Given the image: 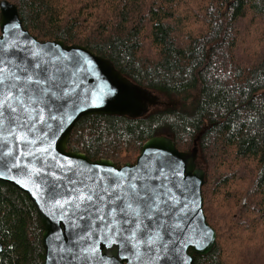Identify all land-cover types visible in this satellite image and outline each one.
Returning a JSON list of instances; mask_svg holds the SVG:
<instances>
[{
    "label": "trees",
    "instance_id": "1",
    "mask_svg": "<svg viewBox=\"0 0 264 264\" xmlns=\"http://www.w3.org/2000/svg\"><path fill=\"white\" fill-rule=\"evenodd\" d=\"M6 1L38 41L82 45L173 102L140 118L82 116L67 147L119 167L152 136L181 151L198 136L216 240L193 264H264V0ZM41 235L28 195L0 181V264H43Z\"/></svg>",
    "mask_w": 264,
    "mask_h": 264
},
{
    "label": "water",
    "instance_id": "2",
    "mask_svg": "<svg viewBox=\"0 0 264 264\" xmlns=\"http://www.w3.org/2000/svg\"><path fill=\"white\" fill-rule=\"evenodd\" d=\"M0 72L17 86L0 94V181L34 203L43 264H193L213 249L198 136L187 152L169 134L152 136L119 167L67 147L80 117H143L158 106L155 91L82 45L38 41L6 0Z\"/></svg>",
    "mask_w": 264,
    "mask_h": 264
},
{
    "label": "snow or ice",
    "instance_id": "3",
    "mask_svg": "<svg viewBox=\"0 0 264 264\" xmlns=\"http://www.w3.org/2000/svg\"><path fill=\"white\" fill-rule=\"evenodd\" d=\"M15 79H20V77L17 76V77H15ZM6 81H8L7 85H6ZM6 86L9 87V90H12L13 88L17 87L15 84L11 83L10 77H7L4 75V73L0 72V94L3 93V90ZM17 94H19V92H17ZM3 107H5V105H0V108H3ZM0 114H2V113H0ZM134 189H135V185H131L130 190H133V194L138 196L139 193H135Z\"/></svg>",
    "mask_w": 264,
    "mask_h": 264
},
{
    "label": "rangeland",
    "instance_id": "4",
    "mask_svg": "<svg viewBox=\"0 0 264 264\" xmlns=\"http://www.w3.org/2000/svg\"><path fill=\"white\" fill-rule=\"evenodd\" d=\"M155 94V96H156V99H157V101H158V106H156V107H153V109L154 108H161V107H164V106H170V105H172L173 104V102L172 101H170V99H168L166 96H164L163 94H161V93H158V92H155L154 93ZM164 134V133H163ZM165 134H168V133H165ZM170 135V134H169ZM170 137L173 139V137H172V135H170ZM176 147V146H175ZM177 148V147H176ZM191 149V148H190ZM177 150H179L178 148H177ZM179 151H181V150H179ZM189 151V150H188ZM185 152H187V151H185ZM204 166V165H203Z\"/></svg>",
    "mask_w": 264,
    "mask_h": 264
},
{
    "label": "bare ground",
    "instance_id": "5",
    "mask_svg": "<svg viewBox=\"0 0 264 264\" xmlns=\"http://www.w3.org/2000/svg\"><path fill=\"white\" fill-rule=\"evenodd\" d=\"M74 44H75V43H74ZM77 45H79V44H77ZM152 109H153V108H150L149 111L147 112V114H148ZM147 114H146V115H147Z\"/></svg>",
    "mask_w": 264,
    "mask_h": 264
}]
</instances>
